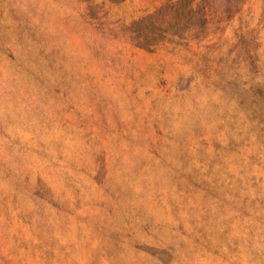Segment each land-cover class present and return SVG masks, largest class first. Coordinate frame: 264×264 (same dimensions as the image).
<instances>
[{
  "label": "rangeland",
  "instance_id": "1",
  "mask_svg": "<svg viewBox=\"0 0 264 264\" xmlns=\"http://www.w3.org/2000/svg\"><path fill=\"white\" fill-rule=\"evenodd\" d=\"M0 264H264V0H0Z\"/></svg>",
  "mask_w": 264,
  "mask_h": 264
}]
</instances>
